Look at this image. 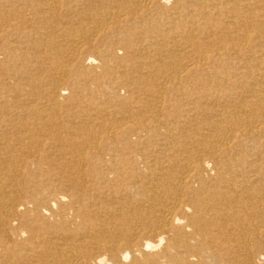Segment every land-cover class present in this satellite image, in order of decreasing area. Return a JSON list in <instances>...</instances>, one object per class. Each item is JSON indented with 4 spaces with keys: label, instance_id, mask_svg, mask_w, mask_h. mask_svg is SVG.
I'll use <instances>...</instances> for the list:
<instances>
[{
    "label": "bare ground",
    "instance_id": "1",
    "mask_svg": "<svg viewBox=\"0 0 264 264\" xmlns=\"http://www.w3.org/2000/svg\"><path fill=\"white\" fill-rule=\"evenodd\" d=\"M0 264H264V0H0Z\"/></svg>",
    "mask_w": 264,
    "mask_h": 264
}]
</instances>
